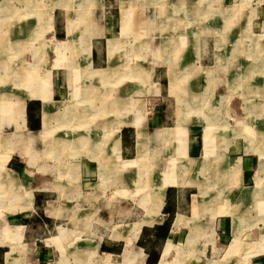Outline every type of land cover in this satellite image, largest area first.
Segmentation results:
<instances>
[{"label":"rangeland","instance_id":"rangeland-1","mask_svg":"<svg viewBox=\"0 0 264 264\" xmlns=\"http://www.w3.org/2000/svg\"><path fill=\"white\" fill-rule=\"evenodd\" d=\"M124 1L128 2V0ZM151 1L159 5L161 10H163L161 7L166 4V0ZM219 1L220 7H215L218 10L214 11L206 6L199 15L195 11L199 8L197 4L170 1L172 4L168 3L165 8L163 7V13L166 16L176 17V19L170 18L173 29L166 26L164 32L167 35L162 37L161 41L163 61L168 64L167 86L170 92H174H169L168 95L164 68L153 67L146 70L139 68L144 66L146 60L144 42L139 36L131 40L133 36L121 37L120 42L115 36L108 38L105 46L106 64L101 62L91 65L92 43L88 13L92 4H101V0H66L64 7L65 35L67 36L64 39L53 38V36L63 37L62 25L59 22L63 18V12L60 9L52 10L55 0H0V242L3 240L2 237L4 240L11 241L5 253V264L23 263V259L16 257L14 253L17 250L16 241L21 235L18 228L14 229L13 219L21 215L25 218L22 224H25L23 242L27 261L31 262L29 256L32 255L30 249L33 247L31 243L33 237L40 239L36 241L35 246L43 247L45 243L52 248L54 242L61 252L52 248V252L42 257L38 264H144L151 254V261H154V264L259 263L257 256L251 257L250 254L264 250V239L261 238L262 235L264 236V204L255 207L254 203L253 205L252 202L245 201L246 205L248 203L247 208L243 204L237 208L245 209V213L236 219L237 226L229 211L228 214L234 224L232 239L229 236L220 242L217 231L214 229V222L220 217L219 214H227V207L234 203V200L255 186V175L259 168L264 166V108H262L264 72L254 63L253 57L244 54L240 57L229 55L226 60L230 63L231 69L233 68L232 72L230 71L231 75H229L228 66H224L223 86L216 89L217 92L223 91V96H201L190 87V93L186 98L174 97V94L178 93L180 83V79L175 78L173 74L175 73L174 61L182 58L187 46L194 49L197 57L198 37L201 33H208V29L213 30L210 21L213 17L220 18L219 26L223 24L219 30L214 29L215 32L212 33L217 34L215 47L219 57L222 50L237 47L239 41L245 42L247 47H256L250 35L253 32L249 33L248 28L245 30V27L250 2L263 0L225 1V4L230 7L224 6L222 1ZM237 11L239 14L236 24L237 36L235 35L234 42L227 43L228 26L236 23L233 17ZM70 12L73 14L76 12L77 17L69 18ZM183 13L185 20L181 18ZM54 17L56 18L55 26ZM79 22L84 23L83 31L79 35L80 41L73 42L74 45H78L79 53V57H74L71 53L70 45L73 44L70 39L74 36ZM144 40L150 49H155L159 36H147ZM98 41L97 45L101 48L105 39ZM170 41H174L173 46L166 44ZM257 50L261 49L257 48ZM262 50L264 51V48ZM150 54L151 52H148L146 64L159 63L158 57L150 56ZM190 67V71L184 77L191 79L197 75L198 67ZM56 74L59 75L63 85L66 79V93L63 98L55 97L63 102V108L54 115V123L51 117L53 112L50 108V100L51 78ZM26 75L28 77L31 75L35 79L29 78L32 82L28 79L24 80ZM157 80H163L160 86L152 82ZM26 88L32 90L33 95L43 101L42 113L46 111L49 116L48 121L45 117L39 131V136L44 142L39 136L35 139L38 150L32 155L31 162L42 163V165L38 167L39 178L33 180L31 186L26 184L29 176L12 167L13 161L19 159L24 164H21L24 168H30L29 157L23 153V150L27 151L32 145L31 139L28 140L26 133L12 132L16 128H22L20 123L22 111L19 108L22 103L19 100L24 98ZM96 94L99 96L96 97ZM102 95L108 102L102 100ZM104 107L109 108L106 111L103 110ZM204 111H208V115ZM156 115L161 118V124L150 129L176 126L172 129H161L159 132L158 137L162 141L163 154L158 152L159 155L154 160V158H147L145 150L147 141L140 127L146 126L147 123L144 120H149ZM123 125L135 127L137 154L133 147L134 127H128L126 130H129L130 134L128 140L130 149L124 152L125 156H122V159L117 135ZM175 129L180 131L179 137L182 136L185 139L187 156L198 158H189L184 154L181 137L178 146L171 143L177 133ZM236 137H242L246 147H250L251 151L259 149L254 151L259 156L258 167L252 170L250 179L244 182L240 181L238 160H232L227 166L226 153L223 155L229 143ZM192 143L198 145L197 150L190 151ZM201 144L203 150H201ZM152 151H160V149L152 148ZM18 152L22 155L17 156L15 153ZM158 159L165 163L163 170L159 168ZM88 163L95 167V172L100 164L98 178L96 173L88 177L83 175V165ZM223 171H225L224 174H222ZM178 176L181 177H179L180 181L175 180ZM173 177L174 179H171ZM66 179L75 187L71 186V189L66 187ZM89 181L91 188H81L87 186L85 183ZM57 184L60 188H56ZM242 185L247 187L243 188ZM169 186H178V190L182 192L189 190L193 194L192 204L188 202L187 206L184 207L185 203L182 205L183 209L187 210L186 216L175 215L173 226L170 228V237H167L166 241L152 243L150 238L145 240L141 238L140 243L132 244L141 226H151L160 221L161 217L159 218L158 215L163 205V194ZM35 187L37 190H42L43 187V189H49L45 191L50 199L43 205V209H39L40 212L36 209L32 212L33 217L36 215L39 217L33 221L38 225L37 228L35 224L30 223L33 218L30 217V207L33 202L31 189L35 192ZM86 191L91 193L95 191L96 198L86 194ZM67 193H71L77 201H72L70 205L69 202H63L62 196ZM79 197L81 199L78 201ZM115 199L119 202V213L118 216L114 215L112 221H116L119 217L120 225L114 227L112 237L124 241L120 242L121 252L112 259L108 253L102 254L100 251L88 258L90 243L82 240L78 232L74 233L76 239L74 240V235L69 231L74 225L72 217L67 215V218L62 220L64 228L56 229L54 218L49 222L44 216L49 214L52 206H61L63 203H65L63 206L69 209L67 214L71 215L78 211L79 206L90 205L91 211L98 208L99 213L101 211L104 213L110 210L112 205L114 207ZM258 222H262L263 234L260 232ZM245 227L248 228L244 230ZM51 237L54 238L50 239ZM80 239L84 243L81 248H79L80 242H75ZM58 256L60 258L57 259Z\"/></svg>","mask_w":264,"mask_h":264},{"label":"crops","instance_id":"crops-1","mask_svg":"<svg viewBox=\"0 0 264 264\" xmlns=\"http://www.w3.org/2000/svg\"><path fill=\"white\" fill-rule=\"evenodd\" d=\"M176 1L174 3H178V1L183 2L184 4H197L198 9L197 12L200 14V12L204 11V7L208 6L212 10L216 11L220 7V1L219 0H194L193 2H190L189 0H166L163 5L165 8L168 3ZM222 4L224 6H227L225 4V1H236V0H221ZM251 1V0H250ZM53 2V1H52ZM66 4V0H55V3L52 5V10L55 9H60L62 10L63 18L59 21L60 24L62 25V30H63V37L58 38L57 36H53L54 39H64L66 38L67 35H65V7L64 5ZM172 4V3H170ZM250 7L248 9L249 13L247 15L248 20H247V26L245 27V30L248 28L249 33H251V39L252 43L259 49V48H264V0L263 1H251L250 2ZM218 8L216 9L215 7ZM230 7V6H227ZM111 8V9H110ZM160 9V6L152 2L151 0H128V2L124 0H101V4H92L88 16H89V34L91 35V65L95 64H100L101 62H104L106 64V58H107V53L105 51V46H106V41L110 37H117L120 42V38L123 37H129L133 36L130 38L133 39L134 37H141L144 42V47H145V52H146V60H147V55L148 52H151L150 56L156 55L155 57H158L159 63H152L151 65L146 64V60L144 63L143 67H139L140 69H148V68H153V67H161L164 68V76H165V86H167L168 80H169V72H168V64L165 63L163 60V53H162V48H161V41L162 37H165L167 35L164 31L166 30V26L169 29H173L171 26V21L170 18L173 17L176 19L174 15L172 16H166L164 11ZM110 9V10H109ZM51 10V9H50ZM130 14V15H129ZM69 18L72 17H77L76 12L73 14L70 12L68 14ZM180 16V15H179ZM185 14L183 13L181 15V18L185 20L186 18L184 17ZM190 16V15H188ZM168 17V18H167ZM187 17V16H186ZM167 18V19H166ZM166 19V22H165ZM54 26H55V21L56 18L54 17ZM169 20V21H168ZM212 27L215 30H219L221 26L218 25L220 18L213 17L212 20ZM169 22V23H168ZM83 22L77 23V27L74 32V36L70 39L71 44H73L74 40H79L80 41V33L83 31ZM236 24H231L229 25V30H228V35H227V43L234 42L236 39V32L238 31V26L236 27ZM99 26V27H98ZM173 31V30H172ZM171 31V32H172ZM173 33V32H172ZM54 35V34H53ZM157 37L159 36V42L157 47L154 48H149L148 43L144 40L147 36L148 37ZM236 35V36H235ZM171 36V35H170ZM99 39H105L103 46L100 48L97 43L99 42ZM129 40V41H130ZM261 40V41H260ZM128 41V42H129ZM166 44H171V46L174 45V41H170L169 43L166 42ZM187 44V43H186ZM71 46V53L72 55L78 56L79 53L77 52L78 45H70ZM74 46H77V48H74ZM185 51L183 53L182 58H178L177 60L174 61L173 68L175 71V78L180 79L179 83V88L178 93L174 94V97L176 99H182L186 98L188 94L190 93L189 89L191 87L192 90L197 91L198 95H211L215 97H221L223 96L221 92H217L216 89H219L223 86L222 80L224 79V76L222 73L224 72V66H228V72L229 75L230 71L232 72L231 66L229 65L230 63L225 59V58H217V49L215 47V36L212 33H201L198 37V43H197V57L196 54L194 53V49L190 48L187 46L185 47ZM71 55V56H72ZM72 56V57H73ZM190 66H197L198 67V73L196 76L193 78H186L184 77L185 74H187L190 71ZM98 67V66H95ZM138 68V66H136ZM57 68H62V67H57ZM55 68V69H57ZM54 69V68H53ZM227 69V67H226ZM52 70V69H51ZM148 72V71H147ZM184 78V79H182ZM229 80V77H228ZM163 80H157V81H152L153 83H157L158 86H160L161 82ZM189 87H188V86ZM201 85V86H200ZM65 86H66V79L64 82V85L62 84V81L59 77L58 74L54 75V77L51 78V104L50 108H52V122H54V115L60 111L63 107V102L59 101L58 99H55L56 96L59 97H64L66 91H65ZM24 98L22 100H19L20 103H22L19 108L22 111V119L20 123L22 124V128L18 129L16 128L14 131V134H19L20 132L26 133L28 140L31 139L32 145L28 148L27 151L23 150L24 154H27L29 157V166L30 168H24V164L21 163L19 159H15L13 162V168L21 170L22 174H25L29 176V178L26 179V184L29 186L32 185L33 180L38 179L39 177L37 176V173H39L38 167L41 164H38L35 162L32 163V155L36 154V151L38 150L36 144H35V139L37 136H39V131L41 127L43 126V122L45 117L47 118L48 121V114L45 112L42 113L43 111V101L41 99H38L35 97L32 93V90L29 88L24 89ZM167 86V94L169 95L170 92ZM24 102V103H23ZM46 105V104H45ZM22 107V108H21ZM23 109V110H22ZM235 110V109H234ZM43 117V118H42ZM15 121L16 120H12ZM142 121V120H141ZM9 122V121H8ZM146 126H141V130L145 134V138L147 143L145 144V150L148 158H155L158 157L157 155L158 152L163 154V145L162 141H160V138L158 137L159 132L161 129L164 128H175V126H167V127H160L156 129H150L154 126H159L161 124V118L159 116H154L153 118L150 117L149 120L146 119L144 120ZM177 122V121H176ZM19 123V124H20ZM55 123V122H54ZM178 123V122H177ZM176 123V124H177ZM181 124V122H179ZM128 127H134V126H125L120 127V130L118 131V142H119V148H120V157L124 155V152H127L128 149H130V142L128 141L130 138L129 130H126ZM25 131V132H24ZM174 138H172L171 143L175 146H178L179 143V138L181 137L182 143H183V149H184V154H186V149L185 147L186 142L185 139H183L182 136L179 137V132L178 130ZM19 132V133H18ZM134 137H133V147H134V152H136V132H135V127H134ZM128 134V135H127ZM67 137V136H66ZM64 137V139H66ZM158 137V138H157ZM40 138V136H39ZM53 138V137H51ZM41 141L42 138H40ZM127 140V141H126ZM44 142V141H43ZM16 144H18L16 142ZM45 144V143H44ZM106 145V144H105ZM198 145L196 143H192L191 145V150L193 151L194 149L197 150ZM45 148V147H44ZM152 148L155 149H160V151H152ZM187 148V147H186ZM201 150L202 144H201ZM226 153V154H225ZM17 156L22 155L21 152L15 153ZM137 154V152H136ZM225 154L226 160H227V166L232 160H238L239 165H240V170H239V175H240V181L244 180L246 181L247 179H250V173L252 172L253 169H257L258 164H257V159L259 158L258 154L256 152L251 151L250 147H246L245 145V140L242 137H236L234 140H232L229 145L226 148V151L223 153ZM135 155V153H134ZM193 155V154H192ZM187 157L191 158H198L195 156H190L188 155ZM257 157V158H256ZM133 158V157H132ZM131 158V159H132ZM54 159V158H53ZM88 159V158H87ZM123 159V158H122ZM90 160V159H88ZM159 160V159H158ZM161 164L162 167H164V162L162 160H159L158 164ZM23 164V165H21ZM257 164V165H256ZM256 166V167H255ZM95 167L88 164H84L82 168V172L84 173L83 175L85 176H90L91 174L95 173L97 174V178L99 176V169L97 166V170L95 172ZM227 169V167H226ZM23 170V171H22ZM255 171V170H254ZM253 171V174H254ZM45 172V171H44ZM58 172V171H57ZM256 172V171H255ZM19 173V172H18ZM43 171L40 176L42 175ZM225 171H223L222 174H224ZM17 174V173H16ZM31 175V176H30ZM57 178L58 173H56ZM254 177V175H253ZM252 177V180H253ZM43 178L47 179L46 176H43ZM65 179V177H63ZM28 180V181H27ZM67 180V186L68 188L71 189V186H74V184L70 183L68 179ZM25 181V180H24ZM87 186H82L81 188H91L90 186V181L88 183H85ZM242 184V182H241ZM61 186V185H60ZM79 186V185H78ZM76 186V187H78ZM75 187V186H74ZM80 187V186H79ZM110 187V186H108ZM178 186H169L164 192V199H163V205L159 211L158 217L160 218V221L153 223L151 226H141L140 229L138 230V235L133 238L132 244H138L140 243L141 240H145L147 238L151 239V242H161V241H166L167 237H170V228L173 226V219L175 215L177 214H182L186 216L185 213L187 210L183 209V204L185 203L184 207L187 206L186 204L189 202V204H192L191 196L193 195L189 190L187 191H180L177 189ZM241 187L246 188L247 186L242 185ZM44 188V187H43ZM42 190H37L35 187V192L33 191L34 189H31L32 192V206L30 207L31 209V214L30 217L32 216V212H35V209L40 212V208L43 209V205L47 204L50 199H49V194L46 193L49 189H43ZM56 188H60L59 185L57 184ZM107 188V187H106ZM114 188V187H113ZM46 190V191H45ZM115 190V189H114ZM39 191V192H38ZM86 194L93 195V198H96L97 193L94 191L91 193V191H86ZM77 196V194H76ZM100 197V196H99ZM63 202H69V205L71 204L72 201L76 202L77 199L73 197L71 193H67L66 195L62 196ZM81 199V197L78 198ZM114 202V207L113 205L111 206L110 210L105 211L104 213L101 211L100 213L98 212V208L95 211L90 210V206L87 207H81L79 206V209L77 212H74L72 215L67 214L69 209L68 207H64L65 203L63 205H54L52 206L49 210V214H44L45 217H47V221L51 222V220L54 218V228H64L62 226L63 222L62 220L64 218H67V215L72 217V220L74 221L73 228H71L69 231L71 234H73V238L75 239V234L74 233H79L80 237L82 240H87L90 245L91 249L88 251L89 256L94 253H98L99 251L102 254L108 253L110 255V258L112 259L113 257H116L119 252H121L120 242L124 241L123 239L119 238H113L112 237V230L116 225H120L119 222V217L116 218V221H112L114 218V215L118 216V210H119V202L117 199ZM57 202L61 200H56ZM62 207H64L62 209ZM68 209V210H67ZM90 212H89V211ZM226 215V216H224ZM215 222H214V229L217 231V236L219 238V241H224L227 239L229 236H231V239L233 237V220L229 214H219ZM33 217V216H32ZM38 217V215H36ZM36 217H33L32 220H30V223L32 225L35 224V228H37V224L34 223L33 221L36 220ZM39 218V217H38ZM25 219L24 217L21 216H15L14 220V229L18 228L19 230V239L16 241L17 245V250L14 252L16 257H21L23 259L22 264H38V262L44 258L45 255H47L51 250L55 249L57 252H60L57 245L53 242L52 248L44 243V246H35L36 241L40 239L37 237H33V241L31 242L33 244V247L30 249L32 255L29 256L31 259V262L27 261L26 258V253H25V244L23 242L24 239V230H25V224H22V220ZM263 219V218H262ZM138 220V219H137ZM264 220V219H263ZM136 221V220H134ZM133 221V222H134ZM8 222V220H7ZM130 222V223H133ZM7 224V223H5ZM129 224V223H126ZM260 229L261 234V226L262 222L257 223ZM45 225V223H43ZM125 225V224H124ZM180 225V224H179ZM178 226V225H177ZM7 227V225H6ZM248 227H245L247 229ZM13 229V230H14ZM9 230V229H7ZM33 230V229H32ZM243 230V231H244ZM215 231V233H216ZM243 234V232H242ZM241 234V235H242ZM240 235V236H241ZM54 237H51L52 239ZM57 238V237H56ZM262 239H264V236H261ZM0 242V259L1 262L0 264H5V253L8 251L10 247V240H4V238ZM58 239V238H57ZM81 239L77 240L75 242H80L79 248H81L82 245H84L83 241ZM59 241V239H58ZM60 242V241H59ZM145 242V241H143ZM61 243V242H60ZM165 243V242H164ZM163 247V246H162ZM261 248V245L259 246ZM6 248V249H5ZM52 252V251H51ZM61 253V252H60ZM61 256V255H60ZM60 256L57 257L60 258ZM251 257H256L257 260H259L258 264H264V250L259 251V252H252L250 254ZM87 258L88 261H90ZM152 258V254L148 256L146 262L144 264H150ZM56 259V260H57ZM255 259V260H256ZM92 262V261H90ZM151 264H154V261H151Z\"/></svg>","mask_w":264,"mask_h":264},{"label":"bare ground","instance_id":"bare-ground-1","mask_svg":"<svg viewBox=\"0 0 264 264\" xmlns=\"http://www.w3.org/2000/svg\"><path fill=\"white\" fill-rule=\"evenodd\" d=\"M182 4V3H181ZM162 9H163V7H161ZM181 8V7H180ZM192 10H194L193 8H191ZM224 10H225V8H223ZM227 9V8H226ZM231 9V8H230ZM195 11H197V10H195ZM194 11V12H195ZM225 13V12H224ZM130 15V14H129ZM198 15H199V13H198ZM238 17H239V14H238V11L237 12H235V15H234V17H233V21H235V22H237V20H238ZM225 18V17H224ZM229 27V26H228ZM209 31V33L211 32V33H214L215 32V30L213 29V30H211V29H208ZM206 31V30H205ZM220 32V31H219ZM223 32H224V30H223ZM222 32V33H223ZM219 34V33H218ZM217 35V34H216ZM216 35H214L215 36V39H216ZM220 35V34H219ZM220 38V37H219ZM222 41V40H221ZM219 42H220V39H219ZM115 44V43H114ZM237 47H232V48H225L224 50H222L221 52H220V57L221 58H228L229 57V55H230V57H234V56H237V57H240V55H247V56H250V57H253L252 58V60L253 61H255L254 63H256V65H258L257 67H259L261 70H262V72H264V51L261 49L260 51H258L257 50V47H253V48H250V47H247L246 46V44H245V42H241V41H239V42H237ZM230 50V51H229ZM249 53H251V54H249ZM217 55V58H219L220 59V57L218 56V54H216ZM94 68V67H93ZM100 68H102V67H100ZM105 68V67H104ZM106 70V69H105ZM94 74H95V72H94ZM174 74V73H173ZM101 75V74H100ZM148 75V74H147ZM14 76H16V75H14ZM246 76V75H245ZM100 77V76H99ZM105 77V76H104ZM103 77V78H104ZM32 78L31 77V75H30V77H28L27 75H26V77H24L23 79L24 80H26V79H28L29 80V82L31 81L30 79ZM144 78H146V77H144ZM244 78V77H243ZM15 79H16V77H15ZM32 79H35V77L34 78H32ZM101 79V78H100ZM247 81V80H246ZM32 82V81H31ZM171 82V81H170ZM231 82V81H230ZM244 82V81H243ZM27 83V82H26ZM29 84H31V83H29ZM104 85V84H103ZM240 85V84H239ZM237 86V85H236ZM81 89V88H80ZM241 90V89H240ZM96 91H97V89H96ZM242 91V90H241ZM249 92V91H248ZM97 93V92H96ZM249 94V93H248ZM104 95V94H103ZM102 95V100H104V101H107V99H105L104 98V96ZM195 95V94H194ZM253 95V94H252ZM97 96H99V95H97L96 94V97ZM210 96V95H209ZM263 97H264V95H263ZM208 99V98H207ZM108 102V101H107ZM208 103H209V101H208ZM195 104V103H194ZM204 104V103H203ZM211 104V103H210ZM263 104H261V106H262ZM190 106L188 105V108H189ZM205 107H207V106H205ZM204 107V108H205ZM255 107V106H254ZM107 108H109V107H104V109L103 110H106L107 111ZM259 108V107H258ZM262 108H264V105L262 106ZM200 109V108H199ZM207 109H209V108H207ZM209 110H211V109H209ZM215 111V110H214ZM257 111V110H256ZM205 112V114L206 115H208V111H204ZM255 112V111H254ZM261 112V111H260ZM259 112V113H260ZM264 112V111H263ZM210 113V112H209ZM258 113V114H259ZM202 115V114H201ZM258 116V115H257ZM261 117V116H260ZM259 117V118H260ZM245 121V120H244ZM103 124V123H102ZM99 126V125H98ZM103 126V125H102ZM236 126H238V125H236ZM96 128H98L97 126H95ZM101 127V126H100ZM102 128V127H101ZM235 130V129H234ZM239 130V129H238ZM240 134V133H239ZM247 136V135H246ZM206 139H207V137H206ZM114 145V144H113ZM207 146V143H206V141H205V147ZM263 147V146H262ZM259 149H257V150H254V151H258ZM262 150V149H261ZM93 153V152H92ZM260 153V152H259ZM264 153V152H263ZM95 154V153H94ZM260 154H262V153H260ZM148 158V157H147ZM154 160H155V158H154ZM186 160H187V158H186ZM102 161V160H101ZM101 161H99V162H101ZM185 161V160H184ZM188 161V160H187ZM192 161H193V159H192ZM150 162V161H149ZM206 162V161H205ZM189 163V162H188ZM192 163V162H191ZM210 163V162H209ZM102 164V163H101ZM235 164V163H234ZM233 164V165H234ZM100 164H98V166H99ZM153 165H155V164H153ZM190 166H191V164H189ZM181 166V165H180ZM210 166V165H209ZM235 166V165H234ZM156 168H157V166H155ZM203 167V166H202ZM159 168H161V170H163V167L161 166V164L159 163ZM185 168V167H184ZM209 168V167H208ZM236 168V167H235ZM151 169H154V168H151ZM150 169V170H151ZM206 169V168H205ZM210 169V168H209ZM155 170V169H154ZM203 171V170H202ZM5 172V171H4ZM201 172V171H200ZM151 174V173H150ZM183 174V173H182ZM178 175V174H177ZM191 176V175H190ZM205 176V175H204ZM231 176V175H230ZM180 176H178V178H175V180L176 179H180L179 178ZM211 177V176H210ZM224 177V176H223ZM163 178V177H162ZM170 178V177H169ZM183 178V177H182ZM186 178H187V176H186ZM206 178H208V177H206ZM152 179V178H151ZM171 179H174V177L173 178H171ZM150 180V179H149ZM148 180V181H149ZM181 180V179H180ZM179 180V181H180ZM183 180V179H182ZM186 180V179H185ZM195 180V179H194ZM202 180V179H201ZM206 180V179H205ZM208 180V179H207ZM216 180V179H215ZM151 181V180H150ZM196 181V180H195ZM214 181V180H213ZM218 181V180H217ZM199 182H201L200 180H199ZM182 183V182H181ZM197 183V182H196ZM218 183V182H217ZM255 186L253 187V188H250V190H246V192H244V193H242L236 200H234V203H232L231 205H229V207H227L228 209H227V211L228 212H226L227 214L229 213V211L232 213V218H233V220L235 221V223H236V226H237V218H240L239 216H241L242 214H244L245 213V209L244 210H239V209H237V208H239L242 204L247 208V205H248V203H247V205H246V203H245V201L247 202V201H250V202H252V204L254 203L255 204V207H258V206H260L261 204H264V166H261L260 168H259V170H258V172H257V175H255ZM176 184H177V182H176ZM175 184V185H176ZM180 184V183H179ZM211 184V183H210ZM216 184V183H215ZM181 186V185H180ZM168 187V186H167ZM166 187V188H167ZM212 187V186H211ZM221 187H223V186H221ZM215 188V187H214ZM241 188V187H240ZM145 189V188H144ZM236 189V188H235ZM142 191H144L143 189H142ZM237 193H238V191H236ZM159 193V192H158ZM157 194V193H156ZM236 194V193H235ZM234 194V195H235ZM143 195V194H142ZM217 198V197H216ZM217 200V199H216ZM146 201V200H145ZM151 201H152V199H151ZM205 201H207V200H205ZM213 201H215V199L213 200ZM236 201V202H235ZM240 202V203H239ZM156 203V202H155ZM207 204V203H206ZM253 204V205H254ZM209 205V204H208ZM207 205V206H208ZM203 206V205H202ZM243 207V206H242ZM241 207V208H242ZM205 208V207H204ZM179 216V215H178ZM150 217V216H149ZM146 221V220H145ZM152 222V221H151ZM148 223V222H147ZM136 228V227H135ZM138 234V233H137ZM133 235V234H132ZM191 235V234H190ZM191 239H192V237H191ZM237 240V239H236Z\"/></svg>","mask_w":264,"mask_h":264}]
</instances>
